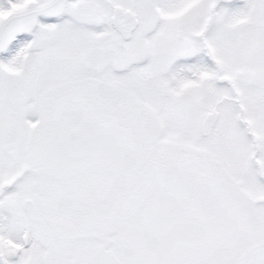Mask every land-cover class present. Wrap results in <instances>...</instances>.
<instances>
[{
  "label": "snow or ice",
  "instance_id": "6c2138e0",
  "mask_svg": "<svg viewBox=\"0 0 264 264\" xmlns=\"http://www.w3.org/2000/svg\"><path fill=\"white\" fill-rule=\"evenodd\" d=\"M0 264H264V0H0Z\"/></svg>",
  "mask_w": 264,
  "mask_h": 264
}]
</instances>
